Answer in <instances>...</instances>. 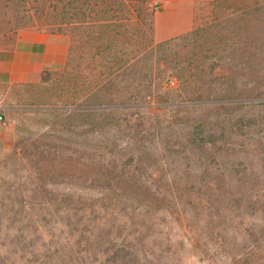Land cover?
<instances>
[{"label": "rangeland", "instance_id": "obj_1", "mask_svg": "<svg viewBox=\"0 0 264 264\" xmlns=\"http://www.w3.org/2000/svg\"><path fill=\"white\" fill-rule=\"evenodd\" d=\"M239 1L0 0V49L69 38L0 82V264H264V3Z\"/></svg>", "mask_w": 264, "mask_h": 264}, {"label": "crops", "instance_id": "obj_2", "mask_svg": "<svg viewBox=\"0 0 264 264\" xmlns=\"http://www.w3.org/2000/svg\"><path fill=\"white\" fill-rule=\"evenodd\" d=\"M66 34L37 29L17 33L9 48L0 49V82L36 83L42 74L60 71L67 59ZM0 124V142L3 141Z\"/></svg>", "mask_w": 264, "mask_h": 264}, {"label": "trees", "instance_id": "obj_3", "mask_svg": "<svg viewBox=\"0 0 264 264\" xmlns=\"http://www.w3.org/2000/svg\"><path fill=\"white\" fill-rule=\"evenodd\" d=\"M89 1H91L92 5H94L96 2V0H89ZM124 1L132 4V5H127V6H128V8L130 6H132L131 12L134 13L135 18H137L138 16H141V14H140L141 10L145 9L148 12V15H150L149 13L152 12V9L150 8V6L152 4L151 0H124ZM209 1H211V0H209ZM73 2L76 4L77 0H73ZM115 2H116V8L114 9L115 14L111 17L115 16V19H118V20L126 19L125 16H123L124 15L123 11L125 10V5L123 3V0H115ZM239 2H240V5H242L240 10L239 11H233L229 15H235L236 12H238L237 14L240 16L243 13L244 14H246L247 12L249 13L256 8L263 7L260 5H262L264 3V0H240ZM110 9L111 8L108 9L109 13H110ZM116 15H120V16L117 17ZM150 24H151V20L149 18L148 25H150ZM256 24H257V28L259 30V35H260L259 37H264V8L258 12ZM58 33H60V32H58Z\"/></svg>", "mask_w": 264, "mask_h": 264}]
</instances>
